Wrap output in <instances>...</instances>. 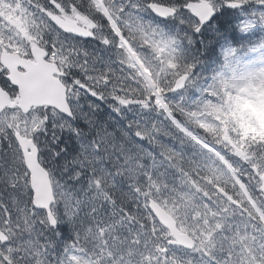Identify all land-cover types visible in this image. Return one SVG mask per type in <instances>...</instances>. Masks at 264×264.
Masks as SVG:
<instances>
[{
	"label": "snow or ice",
	"instance_id": "1",
	"mask_svg": "<svg viewBox=\"0 0 264 264\" xmlns=\"http://www.w3.org/2000/svg\"><path fill=\"white\" fill-rule=\"evenodd\" d=\"M0 264H264V0H0Z\"/></svg>",
	"mask_w": 264,
	"mask_h": 264
}]
</instances>
